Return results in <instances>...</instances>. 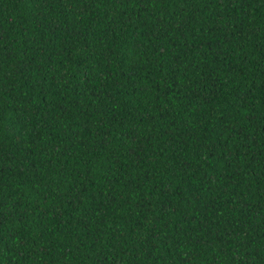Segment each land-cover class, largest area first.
I'll return each instance as SVG.
<instances>
[{
	"label": "trees",
	"instance_id": "obj_1",
	"mask_svg": "<svg viewBox=\"0 0 264 264\" xmlns=\"http://www.w3.org/2000/svg\"><path fill=\"white\" fill-rule=\"evenodd\" d=\"M0 264H264V0H0Z\"/></svg>",
	"mask_w": 264,
	"mask_h": 264
}]
</instances>
